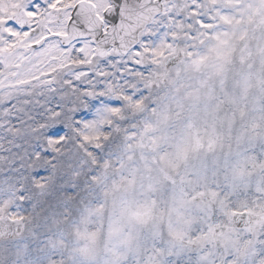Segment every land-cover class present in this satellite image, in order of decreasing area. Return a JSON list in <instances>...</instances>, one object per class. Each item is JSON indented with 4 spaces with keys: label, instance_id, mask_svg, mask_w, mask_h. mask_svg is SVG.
<instances>
[{
    "label": "snow or ice",
    "instance_id": "snow-or-ice-1",
    "mask_svg": "<svg viewBox=\"0 0 264 264\" xmlns=\"http://www.w3.org/2000/svg\"><path fill=\"white\" fill-rule=\"evenodd\" d=\"M201 8L202 0H0V239L24 231L25 204L47 230L54 188L75 187L68 177L101 150L89 141L143 94L140 77L186 26L211 19ZM222 214L228 223L202 217L206 231L188 241L195 249L156 250L145 264H264V207ZM31 235L41 254L27 264H78L62 252L53 258L51 235Z\"/></svg>",
    "mask_w": 264,
    "mask_h": 264
},
{
    "label": "rangeland",
    "instance_id": "rangeland-1",
    "mask_svg": "<svg viewBox=\"0 0 264 264\" xmlns=\"http://www.w3.org/2000/svg\"><path fill=\"white\" fill-rule=\"evenodd\" d=\"M202 1L203 12L217 6L203 26L214 23L216 33L205 37L202 30L197 42L185 33L187 63L151 87L156 69L145 77L143 94L128 97L117 112L119 121L126 111L135 115L115 154L102 145L115 130L99 131L89 143L104 156L91 150L80 175L68 177L84 196L88 259L106 251L102 264H145L156 250L195 249L188 241L206 231L202 217L226 224L223 211L264 206V0ZM162 101L165 111L154 109ZM57 191L74 195L56 187L49 198ZM77 204L66 208L63 221ZM73 236L77 246L67 248L81 264ZM58 240L57 260L65 246Z\"/></svg>",
    "mask_w": 264,
    "mask_h": 264
},
{
    "label": "bare ground",
    "instance_id": "bare-ground-1",
    "mask_svg": "<svg viewBox=\"0 0 264 264\" xmlns=\"http://www.w3.org/2000/svg\"><path fill=\"white\" fill-rule=\"evenodd\" d=\"M40 219H37V220H35V221H39ZM41 221V220H40ZM47 229L48 230H50L52 233H55L56 232V227L54 226V225H52V224H48L47 225ZM53 238V237H52ZM53 241H54V239H53ZM39 254V252L38 251H36V255H38Z\"/></svg>",
    "mask_w": 264,
    "mask_h": 264
}]
</instances>
